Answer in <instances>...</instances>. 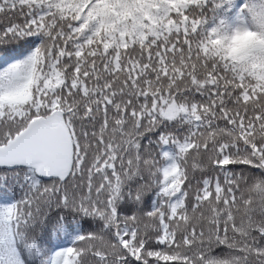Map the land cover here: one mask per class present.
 I'll return each mask as SVG.
<instances>
[{
    "label": "snow or ice",
    "instance_id": "obj_1",
    "mask_svg": "<svg viewBox=\"0 0 264 264\" xmlns=\"http://www.w3.org/2000/svg\"><path fill=\"white\" fill-rule=\"evenodd\" d=\"M0 264H264V0H0Z\"/></svg>",
    "mask_w": 264,
    "mask_h": 264
}]
</instances>
